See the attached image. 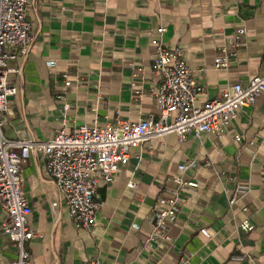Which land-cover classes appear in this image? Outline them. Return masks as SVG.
<instances>
[{"label": "crops", "instance_id": "obj_1", "mask_svg": "<svg viewBox=\"0 0 264 264\" xmlns=\"http://www.w3.org/2000/svg\"><path fill=\"white\" fill-rule=\"evenodd\" d=\"M28 20L31 50L8 63L9 82L18 89L3 126L11 141H48L59 130L118 119H159L155 39L184 50L204 87L202 102L264 74V0H29ZM241 29L246 35L237 40ZM217 58H226L228 68H216ZM63 71L80 80L65 100L58 98L65 91ZM190 161L198 166L179 170ZM178 177L192 185L180 189ZM236 182L250 191L230 207ZM21 186L32 209L29 227L37 234L27 243L30 264H250L231 260L242 253L264 264V96L241 108L219 135L180 141L168 134L133 149L113 181L99 184L95 199L102 208L93 231L76 228L36 154L23 166ZM175 192L181 206L169 240L152 242V214L160 198ZM247 218L255 226L249 232L240 227ZM3 224L12 221L0 201V264H12L18 248ZM203 228L211 231L210 240Z\"/></svg>", "mask_w": 264, "mask_h": 264}, {"label": "built area", "instance_id": "obj_2", "mask_svg": "<svg viewBox=\"0 0 264 264\" xmlns=\"http://www.w3.org/2000/svg\"><path fill=\"white\" fill-rule=\"evenodd\" d=\"M28 11L29 0H0V201L12 221L11 225L3 224L1 230L18 248V257L12 264H30L27 243L37 235L29 227L32 209L21 186L23 166L33 154L45 161L76 228L93 231L98 226L97 218L102 208V203L95 199L99 184L113 181L120 166L128 163L133 149L168 134H176L180 141L202 133L219 135L241 108L253 106L258 98L264 96L263 74L254 77L247 85H233L218 97L202 102L204 87L194 79L184 50L181 47L170 48L159 38L153 41L157 56L152 65L154 73L161 79L153 90L160 111L159 119L149 116L135 123L118 119L115 124L103 127L81 126L72 133L59 130L48 141L29 138L11 141L3 134V126L10 98L17 94L18 89L9 82L8 63L18 56L28 55L31 50ZM164 32L165 28H161L157 34L161 36ZM245 35V30L241 29L236 39L241 40ZM228 66L226 58L215 60L218 69ZM61 78L65 91L58 98L65 100L66 90L80 80L74 82L68 71H63ZM236 141L240 142L241 137L237 136ZM197 166L196 161H190L180 165L179 170ZM206 166H211V163L207 162ZM174 181L180 189L192 185L180 177ZM128 187L135 188L136 184L129 182ZM249 191V184L236 182L229 193L230 207ZM180 206L181 200L176 192L159 199L158 208L151 218L152 242L160 244L169 240ZM244 212L248 213L249 209L244 208ZM240 227L246 232L255 229L250 218L245 219ZM201 232L208 240L212 238L209 229L203 228ZM231 260L258 264L256 258L247 253L234 254ZM91 264L104 263L93 260Z\"/></svg>", "mask_w": 264, "mask_h": 264}]
</instances>
